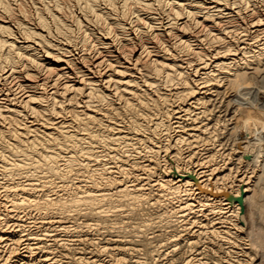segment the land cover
I'll return each instance as SVG.
<instances>
[{
  "label": "bare ground",
  "instance_id": "bare-ground-1",
  "mask_svg": "<svg viewBox=\"0 0 264 264\" xmlns=\"http://www.w3.org/2000/svg\"><path fill=\"white\" fill-rule=\"evenodd\" d=\"M70 2L0 0V264H149L176 249L164 264H201L238 229L246 264L264 197L232 166L264 114L244 120L264 85V0ZM221 88L234 97L218 109L235 103L226 157L208 127Z\"/></svg>",
  "mask_w": 264,
  "mask_h": 264
},
{
  "label": "rangeland",
  "instance_id": "rangeland-1",
  "mask_svg": "<svg viewBox=\"0 0 264 264\" xmlns=\"http://www.w3.org/2000/svg\"><path fill=\"white\" fill-rule=\"evenodd\" d=\"M64 2L65 3H67V4H65V5H67V6H71L72 5V2H70V0H64ZM22 3H23V5H22ZM22 3L21 2H17V4L18 5H20V9H21V11L23 10H25V9H27V10H25L26 12V14H27V12H28V10L30 11V8H29V2H26V3H24L23 1H22ZM25 4V5H24ZM71 4V5H70ZM27 5V6H26ZM22 7H23V9H22ZM25 7V8H24ZM22 11V12H23ZM24 13V12H23ZM74 31H76V30H74ZM77 32V31H76ZM76 34V33H75ZM74 34V35H75ZM77 35V34H76ZM75 35V36H76ZM262 85V86H261ZM261 85H259L260 87H259V90L261 91L262 89H263V87H264V85L261 83ZM262 87V88H261ZM232 89L233 88H228V89H225V90H223L222 88L221 89H219L218 91H217V93L215 92V93H213V95L214 94H216V96H215V98H216V100H215V98H214V96H213V105L211 104V105H209L208 106V108H209V110H211V113H210V116L208 115V117H209V121H208V127H211V125H213L214 124V122L216 121L217 122V135H218V139H220L219 140V142H217V144H216V148H222V150H220L219 149V152L221 153V154H225V157H226V154L227 153H229V151L231 150V149H233L232 147H233V144L235 143V140H233V138L231 139H226V137H228V135L226 136V133H227V130L225 129H222V128H228L231 124L230 123H232L233 121H235L234 120V118H232V114L233 113H231V109H233V106L235 105V103L234 104H232V105H230L228 108H227V112L226 113H223L222 112V110L221 109H223V108H219L218 109V107H217V104H219L218 103V101L219 102H221L222 104H223V102H225L227 99H230V98H232V97H234L233 95V93L231 92L232 91ZM224 91V92H223ZM260 91L257 93V95L254 97V104H253V106H252V109L251 108H249L248 110L250 111H248L249 112V116L247 115V116H243L245 119L244 120H246V119H248L247 121L248 122H250V121H252L251 119L252 118H254V116L255 115H258V114H260V112L261 111H264V97L262 96V95H264V91L262 92V93H260ZM222 93V94H221ZM218 94V95H217ZM256 98V99H255ZM222 100H223V102H222ZM258 100H259V102L260 103H258ZM263 100V101H262ZM217 101V102H216ZM258 104H256V103ZM262 102V103H261ZM261 104H263V105H261ZM210 106H211V108H210ZM238 106V105H237ZM236 106V107H237ZM263 106V107H262ZM244 108L243 109H245V106H243ZM213 108V109H212ZM238 108H240V107H238ZM254 108V109H253ZM263 108V109H262ZM214 109H216L215 111H213ZM258 109V110H257ZM220 110V111H219ZM242 110V107H241V109H240V111ZM212 111H213V113H212ZM219 111V112H218ZM239 111V110H238ZM237 112V116H239L240 114L239 113H241V112H243V111H241V112ZM245 112V111H244ZM214 114V115H213ZM252 114V115H251ZM216 115V116H215ZM224 115V116H223ZM231 116V117H229V116ZM251 115V116H250ZM210 117H212V118H210ZM219 119H218V118ZM233 117H236L235 115L233 116ZM250 117V118H249ZM217 118V119H216ZM224 118V120L222 121V119ZM215 119V121H213V120ZM250 119V120H249ZM230 121V122H229ZM227 122H229L228 124H226ZM224 123V124H223ZM209 124H211V125H209ZM219 124V125H218ZM230 124V125H229ZM223 126V127H222ZM226 126V127H225ZM222 127V128H221ZM248 127L250 128H252L253 129V125H251V124H249L248 125ZM216 128V127H215ZM249 128H248V130H249ZM250 128V130H249V132L248 131H246V132H248L251 136H248L249 137V143H251L250 145H249V143H248V145H247V147H246V149H245V155H243V160L241 161V164L240 165H235V166H237V167H235V166H232V172H235V171H238L239 172V174H241L242 172L244 173V174H242L244 177H246L247 176V182L248 183H251L253 180H254V178L256 177V174H257V176H259V178H258V182H259V185H258V187H259V191H260V193L262 194V196L264 197V114L262 115V121H261V123L259 124V126H258V129L256 130V132L257 133H252L251 131H252V129ZM260 128V129H259ZM248 134V135H249ZM222 135V136H221ZM224 136V137H223ZM223 137V138H222ZM253 140H252V139ZM225 141V142H224ZM222 142V143H221ZM221 143V145L219 146V144ZM226 143V145H225V148H223L224 147V144ZM231 143H232V145H231ZM228 144H230V145H228ZM223 145V146H222ZM213 146H215V145H213ZM222 146V147H221ZM228 148H227V147ZM231 147V148H230ZM251 147V148H250ZM229 149V150H228ZM251 149V150H250ZM231 152H232V150H231ZM230 152V153H231ZM228 156V155H227ZM247 157V158H246ZM245 159V160H244ZM225 162H226V160H224ZM242 163H244V164H242ZM229 167V166H228ZM231 167V166H230ZM245 168V169H244ZM242 170H244V171H242ZM246 175V176H245ZM245 180H246V178H244ZM226 193V192H225ZM218 195L220 196V195H222V193L220 192V193H218ZM192 212V211H191ZM204 214H206V213H202V215H204ZM189 215V216H188ZM187 215V217H186V220L189 222L190 221V219H191V221L194 219L193 218V216L194 215H196V222L197 221H199L197 224H195L196 226H198L199 224H203V223H206L204 220H205V216L203 217V216H200L199 215V213L198 214H193V213H189ZM198 215V216H197ZM199 217V218H198ZM211 217V216H210ZM209 216L207 217L208 219L210 218ZM199 220H198V219ZM202 218V219H201ZM254 219V220H253ZM195 220V219H194ZM201 220V221H200ZM210 220V219H209ZM209 220H208V222H209ZM247 220L249 221V219L247 218ZM252 220L254 221V223H252V225L254 224V228H262V229H264V221L262 222V220L261 219H258L255 215L253 216V218H252ZM209 225V224H208ZM221 225V227H219ZM225 226L226 224H216L215 225V227H219L217 230L218 231H220V230H225V228H222V226ZM227 226H229V224H227ZM220 229V230H219ZM248 229V228H247ZM126 230H127V228H126ZM209 230H210V228H209ZM203 231V230H202ZM201 231V235L204 237V238H202V236H200L199 237V242H198V245H197V248L199 249V250H202V249H200V248H202L204 245H207L208 247L210 246L209 244V240H208V238H209V236L208 235H206L205 234V229H204V231L202 232ZM231 231L232 232H235L234 231V229L232 230L231 229ZM230 231V232H231ZM145 233V232H144ZM206 236H205V235ZM218 235H215V236H218L217 237V240L215 241V237H213V242L215 243H217L218 242V245H220V248H218L216 245V243L215 244H213V246L217 249V251H216V249H215V254H213V256L211 255V257H208V258H211V260L209 261V260H207V259H204L203 260V258L200 260V261H202L201 262V264H205L204 262L206 261L207 262V264H209V262H211L210 264H217V263H219V264H238V263H240V264H245V262H242L240 259H238V257H240V255L241 256H243V254L244 253H246V248H247V246H248V238L246 237V231L244 232L243 230L242 231H239V229L234 233V234H232L231 235V238L230 237H227L229 240L228 241H232L231 242V244H233V242H234V246H235V248H234V246L233 245H231V244H229V245H231L232 247L231 248H226V249H222L221 248V246L223 247V246H227V245H225V244H220L221 243V241L219 240V239H223V237L225 236V235H223V234H221L220 232L219 233H217ZM237 235V236H236ZM220 236H221V238H220ZM226 236H228V235H226ZM236 236V237H235ZM238 237V238H237ZM241 237V238H240ZM212 238V237H211ZM215 238V239H214ZM234 240H233V239ZM141 238H138L137 237V240H140ZM230 239H232V240H230ZM235 239H237L236 241H235ZM243 239V240H242ZM219 240V241H218ZM96 241V240H95ZM98 241V240H97ZM200 241H202L201 243H200ZM207 241V242H206ZM239 241V242H238ZM247 241V242H246ZM139 242V241H138ZM206 242V243H205ZM212 242V243H213ZM244 242V243H243ZM202 244V245H201ZM244 244H246V245H244ZM262 246H261V248L262 249H260L261 251L259 252H257V253H255L254 255H252V254H250L249 256H248V258L246 257V260L249 262H247L248 264H264V237H263V239H262ZM200 246V247H199ZM242 247H244V248H242ZM234 248V249H233ZM238 248V249H237ZM230 250L231 252H228L229 253V255H228V253H225V251L226 250ZM232 249V250H231ZM244 251V253H243V251ZM179 251V249L177 250H175V252H178ZM218 251H222V252H218ZM224 251V252H223ZM242 251V252H241ZM140 252V251H139ZM175 252H174V254H175ZM234 252V253H233ZM240 254H239V253ZM140 253H143L142 251L140 252ZM233 253V254H232ZM168 254H170V255H168ZM166 256H164V258L163 257H161L162 259H154V260H150V262H149V264H158L159 262H160V260H161V262L159 263V264H161L162 262V264H164L165 262H166V258H170V257H172L174 254H173V252H169ZM239 254V255H238ZM237 255V256H236ZM245 256H246V254H244ZM260 255V256H259ZM144 257V256H143ZM250 257V258H249ZM234 258V259H233ZM241 259H242V257H240ZM251 259V260H250ZM157 260H158V262H157ZM232 260V261H231ZM237 260V261H236ZM261 260V261H260ZM214 261V262H213ZM234 261H236V262H234ZM213 262V263H212ZM232 262V263H231ZM128 264V262H127V260H126V262H124V264ZM246 263V264H247Z\"/></svg>",
  "mask_w": 264,
  "mask_h": 264
}]
</instances>
